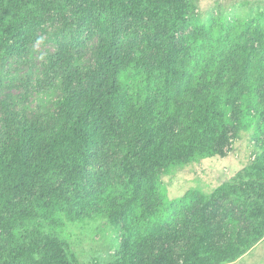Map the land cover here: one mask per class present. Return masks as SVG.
I'll return each mask as SVG.
<instances>
[{"label": "trees", "instance_id": "16d2710c", "mask_svg": "<svg viewBox=\"0 0 264 264\" xmlns=\"http://www.w3.org/2000/svg\"><path fill=\"white\" fill-rule=\"evenodd\" d=\"M197 1L0 0V43L16 39L14 49L51 13L93 18L103 34L88 69L81 42L63 35L38 79L62 93L50 120L7 119L0 133V264H80L57 230L99 219L124 237L110 264L171 262L172 250L155 252L168 234H190L182 264L232 263L264 239V13L206 23ZM139 26L161 38L140 48L133 37L129 56L123 34ZM163 39L171 46L151 65ZM232 129L262 142L253 164L211 195L170 200L160 175L224 155ZM224 198L240 210L226 232L207 209Z\"/></svg>", "mask_w": 264, "mask_h": 264}, {"label": "rangeland", "instance_id": "374dc122", "mask_svg": "<svg viewBox=\"0 0 264 264\" xmlns=\"http://www.w3.org/2000/svg\"><path fill=\"white\" fill-rule=\"evenodd\" d=\"M195 12L194 18L206 23L212 20H246L258 13H264V0H198ZM77 20L71 12L64 16L51 13L46 17L42 27L38 28L36 36L31 37L18 49H14L16 39L0 43V133L5 131L7 119L15 120L18 124L26 119L40 122L50 120V115L55 111V104L62 97V93L60 88L42 92L38 79L45 75L48 59L59 50V41L63 35H68V41L75 36L74 39L81 42L78 51L83 56L75 54L77 65L83 69L94 66L103 34L93 18L88 19L87 23L82 20L76 22ZM80 28L82 30L79 33ZM192 30L193 27L189 24L183 34L187 35ZM123 35L124 49L128 51L129 56L134 52L130 45L133 37H136V43L140 48L144 46L146 36L153 40L155 37L161 38V34L155 28L152 30L148 26L130 27ZM162 41L164 42L162 50L154 46L155 48L148 54L151 65L155 64L158 57H165L166 47L171 46L164 39ZM61 84L59 81L56 83L59 86ZM13 126L15 127L14 124ZM230 133V141L224 149V155L197 160L160 175V181L170 200L180 199L187 194L195 195L197 199L211 195L239 174L245 173L259 152L258 143L262 142H258V139L248 131H241L236 135L232 129ZM118 158L119 155H115V159ZM102 160L103 156L98 148L92 157L90 166L92 173H99ZM207 209L208 214L214 218V224H223L220 228L222 232L235 227L230 222L228 226H224L228 223L227 215L232 216L229 212L240 214L239 208L226 198L219 200L216 206L209 205ZM57 232L61 239L69 243L80 264H110L118 257L120 244L124 238L120 230L104 219L80 224L67 223ZM169 236L170 234L162 238L155 252L172 250L173 260L169 263L161 261L159 264H182L190 245V234L189 232L183 234L178 239ZM216 239L219 242L223 241L220 237ZM228 264H264V239L252 247L245 256Z\"/></svg>", "mask_w": 264, "mask_h": 264}]
</instances>
